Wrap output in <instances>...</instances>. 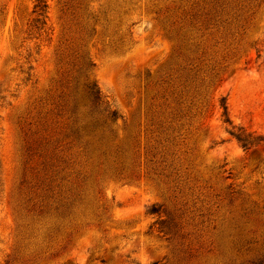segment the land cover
I'll list each match as a JSON object with an SVG mask.
<instances>
[{"label": "rangeland", "instance_id": "rangeland-1", "mask_svg": "<svg viewBox=\"0 0 264 264\" xmlns=\"http://www.w3.org/2000/svg\"><path fill=\"white\" fill-rule=\"evenodd\" d=\"M35 1L0 0V264L262 258L264 0H46L41 16ZM215 1L224 9L209 23ZM82 60L121 116L115 143L129 170L104 175L59 143L54 192L72 201L60 216L55 199L42 211L35 142L59 137L61 97ZM220 98L256 145L229 133ZM153 203L180 236L158 231Z\"/></svg>", "mask_w": 264, "mask_h": 264}, {"label": "trees", "instance_id": "trees-1", "mask_svg": "<svg viewBox=\"0 0 264 264\" xmlns=\"http://www.w3.org/2000/svg\"><path fill=\"white\" fill-rule=\"evenodd\" d=\"M218 3V1H215V4L212 3L211 10L207 11V22L216 21V18L223 12L224 7ZM46 8V0L35 1L34 11L39 16L45 13ZM88 15L87 18L90 17L93 20V24L98 21L96 14L89 13ZM39 16L35 19L36 22L40 20ZM90 29L94 31L92 26ZM89 65H93V63L85 60L79 62L78 68L74 70L75 74L71 76L72 81L68 86L70 89L61 97L59 109L62 110L65 123L63 129L57 132L59 137L51 140L46 134L35 142L36 155L40 160L38 164L40 169L37 172V176H39L37 188L41 191L39 197L41 198L42 211L47 208L49 199H55L57 200L55 210L60 216L72 204L69 197L59 198L60 193L54 192V188L60 186L57 183L54 185V182L57 181L56 176L64 169L62 167L60 170L56 169L59 164L65 162L56 153V149L62 144L67 149L76 147L83 156L93 159V163L98 169L103 167L104 175L126 177V172L129 170L125 171V168L123 169L127 158L125 151L115 143L114 125L121 116L101 93L96 82L89 78L87 70ZM219 103L222 108V121L230 125L229 133L243 148L248 149L262 139L260 136L252 135L241 128H236L228 115L224 99L220 98ZM176 114L174 115L176 116ZM59 143L62 144L59 145ZM131 174L130 170L129 175ZM146 212L157 217L153 224L158 225V231L163 232V236L166 239L171 241L174 236H180L178 234L180 226L176 217L172 215L166 216L161 205L153 203L147 207ZM152 264L157 263L153 262ZM249 264H264V254L262 258L250 260Z\"/></svg>", "mask_w": 264, "mask_h": 264}]
</instances>
